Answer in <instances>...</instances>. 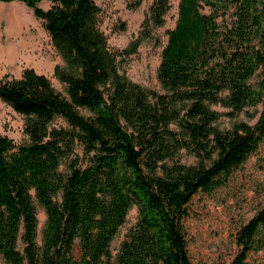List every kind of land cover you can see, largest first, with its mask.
Masks as SVG:
<instances>
[{"label":"trees","instance_id":"trees-1","mask_svg":"<svg viewBox=\"0 0 264 264\" xmlns=\"http://www.w3.org/2000/svg\"><path fill=\"white\" fill-rule=\"evenodd\" d=\"M16 1L43 20L62 55L65 94L28 68L0 79V99L25 115L29 138L16 144L0 132L4 264H193L182 225L187 203L222 185L264 140V76L250 81L264 66V0H180L157 67L163 92L120 73L94 0H47L48 8L42 0ZM167 7L153 1L155 24ZM260 101L255 124L239 121L224 131L214 125L212 104L233 115ZM56 117L66 125H50ZM75 143L87 155L84 165L70 158ZM181 148L197 162L175 159ZM34 199L45 212L40 242ZM132 206L137 219L113 255L110 243ZM263 228L264 204L234 227L239 249L230 264H246L263 247Z\"/></svg>","mask_w":264,"mask_h":264},{"label":"rangeland","instance_id":"rangeland-1","mask_svg":"<svg viewBox=\"0 0 264 264\" xmlns=\"http://www.w3.org/2000/svg\"><path fill=\"white\" fill-rule=\"evenodd\" d=\"M99 7L97 25L104 33L108 47L118 51L117 63L120 73L143 87L163 92L164 89L157 79V67L161 59V51L167 42L168 30L175 24L180 0H166L167 10L163 14V23L155 24L151 18V5L154 0H94ZM13 8L5 10L0 4V20L11 14L15 23L26 28L23 36H0V40L11 42L14 48L6 53L3 48L0 53L13 54L14 61L5 65L0 61V79L19 78L25 69H32L38 74L48 77L52 85L65 94V83L59 78L61 70L66 68L65 61L56 49L48 31L43 26V20L37 18L31 8L20 1L10 4ZM40 5L48 8L50 1L42 0ZM203 11L209 12L208 6ZM221 18V17H220ZM2 30H0V33ZM138 40L136 50L125 52V48ZM6 47V46H5ZM264 66L252 76L250 81L256 84L264 76ZM218 111L214 122L220 130L232 128L234 123L244 121L253 125L258 120L262 101L245 106L232 115L230 108L220 104H212ZM83 113L87 111H82ZM26 117L15 111L10 105L0 99V132L10 136L16 144L29 141L24 131ZM52 126L66 125L61 117H56L50 123ZM174 125V124H173ZM79 164H85L87 155L80 144L75 143L73 154ZM175 159L185 164H193L198 156L191 150L181 148L176 152ZM68 159L60 165L66 170ZM173 160L167 159L166 163ZM209 163V160H206ZM58 199H60L58 197ZM38 225L37 240L40 242L41 231L45 221V212L34 199ZM264 204V140L257 151L239 166L234 168L226 181L210 192L199 190L194 193L186 205V215L182 225L186 238L187 249L193 264H230L238 252V246L233 241L232 231L238 224L246 222ZM137 219L136 207L132 206L125 222L119 227L110 243L114 255L128 228ZM259 246L249 254L246 264H264V228L260 232ZM18 247L23 248L19 239ZM74 253L78 255V244L75 243ZM0 264H4L0 257Z\"/></svg>","mask_w":264,"mask_h":264},{"label":"crops","instance_id":"crops-1","mask_svg":"<svg viewBox=\"0 0 264 264\" xmlns=\"http://www.w3.org/2000/svg\"><path fill=\"white\" fill-rule=\"evenodd\" d=\"M15 1L16 0L0 1V4L3 8H5V10H11V8H13L14 6L12 7L10 4ZM23 24L15 23L13 16L11 14L7 16L6 14L4 20H0V30H2V32L0 33V36H7V34H10V36H20V35L23 36V33L26 30ZM6 40L7 39H5V42H2V40H0V53H2L1 50L3 48H6L4 53H6L9 48L10 49L14 48V44L11 42H7ZM14 59H15L14 52L13 54L12 53L9 54V56H7V54L0 55V61L1 62L4 61V63H6L5 65L12 63Z\"/></svg>","mask_w":264,"mask_h":264}]
</instances>
